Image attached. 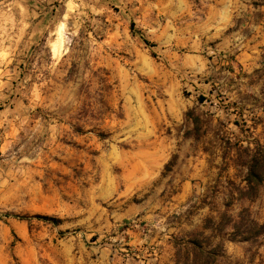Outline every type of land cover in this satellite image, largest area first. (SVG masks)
<instances>
[{
  "label": "rangeland",
  "instance_id": "obj_1",
  "mask_svg": "<svg viewBox=\"0 0 264 264\" xmlns=\"http://www.w3.org/2000/svg\"><path fill=\"white\" fill-rule=\"evenodd\" d=\"M258 147L264 0H0V264H264Z\"/></svg>",
  "mask_w": 264,
  "mask_h": 264
},
{
  "label": "trees",
  "instance_id": "obj_2",
  "mask_svg": "<svg viewBox=\"0 0 264 264\" xmlns=\"http://www.w3.org/2000/svg\"><path fill=\"white\" fill-rule=\"evenodd\" d=\"M188 115L192 118L197 128L199 118L194 115V112H189ZM243 150L247 154V158L243 162L246 168V176L244 178L245 185L238 187V197L241 199L247 198L253 200L258 196L264 184V151L259 147L254 151H250L249 148H244ZM226 205L228 206L229 204ZM244 212L245 210H242L239 220L236 221L232 220V218L228 217L227 213L224 212L220 216V222H218L216 226L222 228L230 225L232 229L230 234L232 240L238 237L243 241L256 240V238L264 232V225L258 224L254 220L244 218ZM18 218L21 220L36 218L39 220L52 221L53 223H59L60 221L56 217L41 214H36L34 216H18ZM209 238L210 236H204L203 232L191 233L187 238L179 240L178 246L180 245L182 248L191 249L193 264H221L219 258L222 255L223 243L218 242L212 245Z\"/></svg>",
  "mask_w": 264,
  "mask_h": 264
}]
</instances>
